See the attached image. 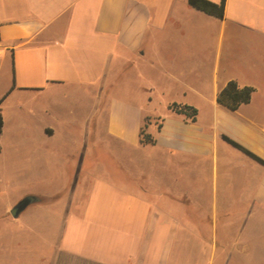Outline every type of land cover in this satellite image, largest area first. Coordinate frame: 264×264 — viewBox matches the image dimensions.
<instances>
[{"label":"crops","instance_id":"1","mask_svg":"<svg viewBox=\"0 0 264 264\" xmlns=\"http://www.w3.org/2000/svg\"><path fill=\"white\" fill-rule=\"evenodd\" d=\"M230 79L254 88L235 110L216 100ZM70 89L89 99L78 160L58 186L4 210L26 196L66 200L39 225L22 218L44 244L42 264H255L264 163L222 134L264 160V0H225L222 18L187 0H0V171L37 156L45 173L63 137L74 140L59 133L76 123L58 118L54 103ZM38 97L50 102H25ZM171 102L196 108L195 120ZM155 104L166 106L163 116L145 111ZM142 127L154 144L140 142ZM171 200H215V210L208 217L183 203L177 211ZM224 216L245 222L231 249L244 259L223 262L216 232L208 241L194 223L216 226Z\"/></svg>","mask_w":264,"mask_h":264},{"label":"rangeland","instance_id":"2","mask_svg":"<svg viewBox=\"0 0 264 264\" xmlns=\"http://www.w3.org/2000/svg\"><path fill=\"white\" fill-rule=\"evenodd\" d=\"M196 32L197 31L194 27H190V36H194ZM214 53L215 47L208 45V73H210L211 70L210 63L212 62ZM142 82H145V80L142 79ZM66 92L67 93H65L64 97L59 96V98L56 99L57 101L54 102L55 113L56 116L63 120L64 123H66L67 120L76 123V125H70V127H67L64 124L59 126L60 134L63 136L68 133L73 134L76 136L74 140L71 137H63L65 140H62V146L58 147L55 154L48 158L49 168L45 173H40V161L37 156L32 158L33 162L30 165H22L14 172H8L6 170L0 171V264H42L44 261L45 248L42 240L36 234L24 230L25 227L22 224V218L27 214L36 216L37 219L35 220V223L36 225H39L43 222L44 217L54 214V212H58L61 207H64L66 200L36 201L32 204H40L28 207L26 211L23 212L17 219H14L10 212L4 214V210L10 201H16L27 193L39 194L44 191L43 187L45 186L53 188L58 186L61 182H63V179L70 174L72 166L78 160L79 146L82 143L77 138L81 133L80 120L86 113L89 99L81 91L70 89ZM257 99H262L261 93ZM25 102L39 108L41 104L48 103L50 101L48 98L38 97L37 99H26ZM145 111L148 114L163 116V113L166 111V106L163 104H155L148 106ZM148 120V118H145L144 123H147ZM31 126L33 130H36V124H34V122ZM93 151L94 157H98L103 151V147L101 145H96ZM197 201L198 200H171L173 208L177 211L182 210L183 203H190L192 210H197V212H199V209L202 213L211 217V213L215 210V200H200L202 206L198 205ZM43 203L49 204L46 205ZM263 213L264 206H256V216L262 215ZM194 223L202 224V232L206 235L208 241L212 239L211 235H214L216 232L217 243L222 246V253L218 255V258L223 262L232 260V257L233 259H236L237 255L240 259L245 258V254H236L231 251L237 240L239 232L245 229V222H242L241 220H231L229 216H224V218L220 217V220L216 222V226L210 219L203 220L201 222L194 221ZM254 230L255 236L251 240L254 247L252 249L253 253L251 256L253 257V260L255 261L253 262L255 264H262L264 263L262 262L264 260V254L256 253L262 251L264 253V246H260L264 240L262 237L263 230L261 220L258 221V219H256L254 221Z\"/></svg>","mask_w":264,"mask_h":264},{"label":"trees","instance_id":"3","mask_svg":"<svg viewBox=\"0 0 264 264\" xmlns=\"http://www.w3.org/2000/svg\"><path fill=\"white\" fill-rule=\"evenodd\" d=\"M224 2L225 0H220L219 2H214L212 0H187V3L194 7L197 10L203 11L206 14L215 16L217 18H222L224 13ZM254 88L250 85H243L240 86L234 79L228 80L225 85L219 89L216 95V100L218 103L226 106L230 110H235L238 106L242 103H246L250 100L252 92ZM1 102V99H0ZM168 108L176 113H182L186 115L190 120H195L197 109L193 106L187 104H179L177 102H171L168 104ZM146 126V122L143 125ZM144 127H142L140 131V142L143 144H154L155 137L150 133L144 131ZM160 127V123L158 124ZM2 129V116L0 113V133ZM222 138L231 144L232 146L236 147L237 149L244 152L246 155L250 156L251 158L255 159L260 163H264V160L257 156L255 153L241 145L236 140L228 137L225 134H222ZM30 199L29 203H34L39 200L34 196H27ZM28 203V204H29Z\"/></svg>","mask_w":264,"mask_h":264},{"label":"water","instance_id":"4","mask_svg":"<svg viewBox=\"0 0 264 264\" xmlns=\"http://www.w3.org/2000/svg\"><path fill=\"white\" fill-rule=\"evenodd\" d=\"M30 202V199L26 196L17 201L9 210L12 217H17L23 208Z\"/></svg>","mask_w":264,"mask_h":264}]
</instances>
